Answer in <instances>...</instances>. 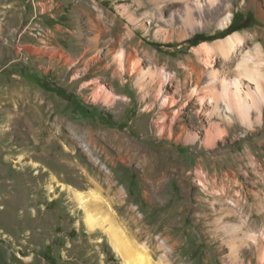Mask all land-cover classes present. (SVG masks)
Listing matches in <instances>:
<instances>
[{
  "label": "rangeland",
  "instance_id": "rangeland-1",
  "mask_svg": "<svg viewBox=\"0 0 264 264\" xmlns=\"http://www.w3.org/2000/svg\"><path fill=\"white\" fill-rule=\"evenodd\" d=\"M258 4L0 0V264H124L112 235L149 264H264V104L246 123L194 93L256 89L241 61L264 58ZM234 34L212 66L195 57ZM122 50L163 71L170 106L116 76Z\"/></svg>",
  "mask_w": 264,
  "mask_h": 264
},
{
  "label": "bare ground",
  "instance_id": "bare-ground-1",
  "mask_svg": "<svg viewBox=\"0 0 264 264\" xmlns=\"http://www.w3.org/2000/svg\"><path fill=\"white\" fill-rule=\"evenodd\" d=\"M259 9V15L263 16L264 11L261 8V5L258 4ZM206 13V12H205ZM187 16H193L195 13H193L190 9L187 10ZM213 14V13H212ZM218 16V15H217ZM203 19V18H202ZM187 25V24H186ZM166 35V34H165ZM170 37V36H167ZM243 36L239 34L230 35L223 43L221 44H211V43H202L199 47L194 49V55L199 60L202 61L206 66H212L214 62V56L218 51H225V49H230L229 51H233L237 45L243 44ZM262 52L259 49L256 50V53L248 52L244 55L242 66L239 68H244V74L249 77L250 80L257 83V87L255 90L248 89L246 92L245 98L241 95V82L239 79H235L229 83L223 82L221 86L220 92L216 95H213L211 90L207 89H194V93L199 96V101L201 104L204 103L208 98L213 101H217L216 110H221L222 112L228 113V114H236L240 116L244 122L250 123L252 121L251 119V112L252 110H260V108L264 104V90L262 88L261 82H262V71L260 70V65L264 63V58L262 56ZM116 63L118 65V70L116 71V76L118 77H124V74L127 72L132 75L136 76L138 79L136 80V85L140 87L142 90L143 87H154L156 84L158 86V91L155 95V97L161 101V104L163 107L170 106L172 103L171 97L168 98V95L166 96L164 94L163 88L164 84L167 82V79H165V76L162 71V77L160 81L157 80L156 75H154L153 72L147 73V70H144L142 68V63L137 60L133 53H128L122 50L116 57ZM251 63V65H250ZM239 66V65H238ZM191 76V73H190ZM246 76V77H247ZM199 78L198 80H200ZM148 80H151L149 82ZM97 87V98L103 99L107 101V103L113 101V95L105 90L103 88V85H101L100 81H97L96 83ZM156 89V90H157ZM221 105H223V108H221ZM175 119V118H174ZM173 119V121H174ZM159 125V123H157ZM165 125L169 127H173V122L169 123V120H165ZM250 125V124H248ZM215 141V137L212 135H208L205 144L206 146L213 145ZM82 200V199H81ZM90 217V216H89ZM90 224L93 226V221L91 218H89ZM111 233V232H110ZM264 235V233H262ZM113 241V245L115 247L116 253L122 258L124 264H149L150 260L145 255H142V257H135V254H133V248L128 245V243H121V241H118V239L112 235L111 237ZM256 240V237L253 238Z\"/></svg>",
  "mask_w": 264,
  "mask_h": 264
},
{
  "label": "trees",
  "instance_id": "trees-1",
  "mask_svg": "<svg viewBox=\"0 0 264 264\" xmlns=\"http://www.w3.org/2000/svg\"><path fill=\"white\" fill-rule=\"evenodd\" d=\"M235 27V25H234V23L228 28V30H231V32L230 33H233V32H236V31H238V30H240L241 29V27L240 28H234ZM208 39H203V41H207ZM33 82L35 83V84H38L39 82L36 80V81H34L33 80ZM41 87H43V86H41Z\"/></svg>",
  "mask_w": 264,
  "mask_h": 264
},
{
  "label": "built area",
  "instance_id": "built-area-1",
  "mask_svg": "<svg viewBox=\"0 0 264 264\" xmlns=\"http://www.w3.org/2000/svg\"><path fill=\"white\" fill-rule=\"evenodd\" d=\"M29 29V28H28Z\"/></svg>",
  "mask_w": 264,
  "mask_h": 264
}]
</instances>
